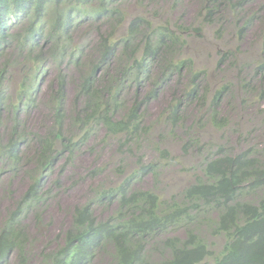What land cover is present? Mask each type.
<instances>
[{
    "label": "trees",
    "instance_id": "obj_1",
    "mask_svg": "<svg viewBox=\"0 0 264 264\" xmlns=\"http://www.w3.org/2000/svg\"><path fill=\"white\" fill-rule=\"evenodd\" d=\"M126 1L0 0V127L4 128L7 113H11L10 132L0 140V172L5 168L15 171L24 162L30 166L25 173L26 190L0 220V264L10 255H15L16 264H31L27 251L31 240L24 230V217L34 212L40 219L37 207L53 187H58L50 178L53 167L61 160L68 163L99 128L103 139H122L121 151L128 145L139 146L142 138L146 141L156 125L173 131L179 121H185L180 114L187 107L192 106L200 121L204 119V124L216 130L225 125L226 120L218 118L217 107L229 87H219L207 102L202 72L191 59L180 58L186 42L183 35L191 27L157 17L154 0H131L147 1L151 7L132 17L121 34L117 30L125 23L122 5ZM177 1L172 0V4L176 6ZM222 1L232 2L206 0L198 15L212 23ZM248 1L237 0L231 10ZM95 23L101 24L92 31L96 40L74 45V29ZM236 23L242 24L236 26V33L243 40L248 21L236 14ZM260 33V51H264V23ZM10 45L16 51H27L24 58L30 66L24 69L14 97L7 88L10 65L3 61ZM258 55L245 82L249 91L255 78H264V61ZM225 58L222 54V61ZM47 61L57 68L64 62L73 66L78 75L73 104L66 109V83L59 72L57 88L45 105L50 122L41 135L27 137L17 117L34 104ZM169 85L177 90H171L156 125L154 121L146 123L147 106ZM256 99L263 101L264 93ZM194 123L192 120L186 126L181 149L183 154L195 150L201 155V176L194 177L179 203L168 205L153 189L133 187L144 176L157 181L160 167L168 163V150L158 144L156 157L147 162L137 157L136 168L119 183L89 191L87 201L73 211L62 242L42 253L40 264H93L98 254L107 257L105 264H264V147L249 145L232 154L218 144L202 142L190 132L197 126ZM32 143V155L23 161V149ZM105 168H94L89 176L101 174ZM114 170L118 176L124 174L122 158ZM46 181L53 182L49 188ZM96 208H111L112 215L96 219ZM179 231L183 236L177 234ZM207 237L223 240L218 255L210 249Z\"/></svg>",
    "mask_w": 264,
    "mask_h": 264
},
{
    "label": "rangeland",
    "instance_id": "obj_2",
    "mask_svg": "<svg viewBox=\"0 0 264 264\" xmlns=\"http://www.w3.org/2000/svg\"><path fill=\"white\" fill-rule=\"evenodd\" d=\"M154 1L157 2L153 9L157 17L163 21L182 22L185 26L191 27L188 34L183 35L186 42L181 49L180 58L191 59L195 67L202 72L201 85L206 86L208 91L206 101L208 102V97L222 85L229 87L228 94L217 107L218 118L225 119V125L216 130L210 124H204V119L200 121L199 115L192 106L187 107L180 114L185 118V121H179L173 131L163 125H156V117L168 105L171 90H177L176 87L169 85L157 99L151 101L147 106L145 122L154 121L156 126L146 141L143 138L140 139L139 146L137 144L128 145L119 151L118 146L122 139H103V132L99 128L96 135L92 136L68 163L63 164L61 160L53 167L50 178L58 182V187H53L41 206L37 207L41 213L40 219L35 218L34 212L24 217V230L31 240L29 246L27 244L31 264H40L42 253L47 254L59 246L63 240V233L70 227L73 211L87 201L91 189L101 185L113 186L119 183L124 179L123 177L136 168L137 157L141 158L142 156L143 162L154 159L157 155L155 147L158 144L168 150L170 154L168 163L163 164L162 168L160 167L157 181L149 176H144L136 181L133 187L140 190L153 189L160 200L168 205L179 203L183 191L193 183L194 177L201 176L198 168L201 155L195 150L183 154L181 149L183 140L186 138V126L192 120L197 126L195 129L194 127L190 129V132L200 137L205 144H218L224 149L231 150L232 154L249 145L254 148L264 147V100L256 99L257 96L260 97L264 93V78L254 79L255 85H252V91H247L245 88V82L252 75L253 68L260 57L258 54L264 61V51H260L262 41L258 36L264 23V0L248 1L246 6L243 5L236 11L231 8L237 0L222 1V6L217 11L212 23L203 21L204 15H198L206 0H178L176 6L172 4V0ZM147 6L151 7L147 1L143 3L126 1L122 5L126 14L125 23L117 31L122 34L129 20L147 10ZM236 14L244 17V21H248L249 27L243 40H239L237 37L236 26H242V24L236 23ZM196 15L198 16L197 20ZM97 26H101V24H83L75 28L73 32L74 45L93 43L96 40V32L92 33V31L97 29ZM13 31H16V28H13ZM26 52V50L16 51L13 45H10L3 53V61H7L10 65L7 88L13 97L18 90L24 69L29 66L24 58ZM222 54H226L224 61H222ZM219 61L222 63L218 67ZM59 72L63 75L66 83V109L72 107L75 95L74 84L78 80L76 71L72 65H68L66 62L57 68L47 61L34 104L30 110L17 117L23 122L27 137L33 133L41 135L45 125L50 122L45 105L49 95L53 94L57 88L56 76ZM128 97L129 94L127 99ZM244 102L248 103L245 105ZM204 112L205 109L202 110L203 114ZM10 118L11 113H7L3 122L5 126L4 128L0 127L1 141H4L10 132ZM34 147L35 144L32 143L23 149V161L29 160ZM121 158L123 159L124 174L118 176L115 174L114 165ZM103 166H106L104 172L94 177L89 176L92 169H99ZM61 167H63L62 173H60ZM29 168L30 166L24 162L21 167L19 166V169L15 170L16 172L6 171L7 168L0 172V220L26 190L28 179L25 173ZM52 183L46 181L45 185L49 188ZM94 215L96 219L103 220L112 215V209L96 208ZM177 234L183 236L182 231ZM207 240L210 249L218 255L222 250L223 240L211 237H207ZM106 262L107 257L100 254L96 255L93 260V264H105ZM5 264H16L15 255H10Z\"/></svg>",
    "mask_w": 264,
    "mask_h": 264
},
{
    "label": "clouds",
    "instance_id": "obj_3",
    "mask_svg": "<svg viewBox=\"0 0 264 264\" xmlns=\"http://www.w3.org/2000/svg\"><path fill=\"white\" fill-rule=\"evenodd\" d=\"M246 6V5H245ZM261 33L259 32L258 33V36H259V38L261 39V41H262V38H261ZM195 65V64H194ZM197 69V68H196ZM198 70V69H197ZM255 81H253V83H254ZM246 90L248 91L249 89L248 88H246ZM210 98V97H209ZM248 102H246V103H244L245 105L247 104Z\"/></svg>",
    "mask_w": 264,
    "mask_h": 264
}]
</instances>
